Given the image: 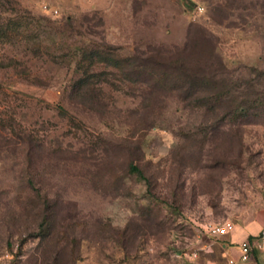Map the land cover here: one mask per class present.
I'll return each instance as SVG.
<instances>
[{
  "label": "rangeland",
  "instance_id": "obj_1",
  "mask_svg": "<svg viewBox=\"0 0 264 264\" xmlns=\"http://www.w3.org/2000/svg\"><path fill=\"white\" fill-rule=\"evenodd\" d=\"M190 39L258 98L247 118L103 66L73 89L82 51L174 57ZM262 217L264 0H0V264H228L210 229Z\"/></svg>",
  "mask_w": 264,
  "mask_h": 264
},
{
  "label": "trees",
  "instance_id": "obj_2",
  "mask_svg": "<svg viewBox=\"0 0 264 264\" xmlns=\"http://www.w3.org/2000/svg\"><path fill=\"white\" fill-rule=\"evenodd\" d=\"M192 41V39L188 40L181 52L174 57L155 55L151 58L138 56L116 58L105 51H82L78 62L80 78L73 89L86 96L89 91L87 77H95L90 75V69L103 66L104 69L130 72L138 77L147 78L151 80L153 86L176 95L189 108H204L209 114L218 116L221 124L235 123L247 118L251 114L250 111L257 108L258 98L252 100L243 98L240 88L232 80L224 77L228 73L217 71L219 69H204L201 62L204 58L202 56L206 53L201 52L202 50L198 49ZM207 56L210 59L216 58L215 51L210 50ZM234 93H238L237 96L240 95L234 98ZM222 108H225V111H221ZM220 114H222L221 117H219ZM127 170L128 173L148 184L143 170L135 163L130 162ZM27 184L35 195H40L31 175L28 176ZM223 245L227 246L225 243Z\"/></svg>",
  "mask_w": 264,
  "mask_h": 264
},
{
  "label": "crops",
  "instance_id": "obj_3",
  "mask_svg": "<svg viewBox=\"0 0 264 264\" xmlns=\"http://www.w3.org/2000/svg\"><path fill=\"white\" fill-rule=\"evenodd\" d=\"M264 229V217L256 224V227L234 225L231 232L223 235L221 238L224 243L223 255L228 261L233 260L235 264H264V252L254 250L251 252L247 261H240V245L248 240L254 239Z\"/></svg>",
  "mask_w": 264,
  "mask_h": 264
},
{
  "label": "built area",
  "instance_id": "obj_4",
  "mask_svg": "<svg viewBox=\"0 0 264 264\" xmlns=\"http://www.w3.org/2000/svg\"><path fill=\"white\" fill-rule=\"evenodd\" d=\"M47 10L46 7H44ZM234 225L230 222L216 225L210 229V234L215 237H221L231 232ZM254 250L264 252V229L254 239L248 240L240 245V261H247L251 252ZM228 264H235L233 260H230Z\"/></svg>",
  "mask_w": 264,
  "mask_h": 264
}]
</instances>
